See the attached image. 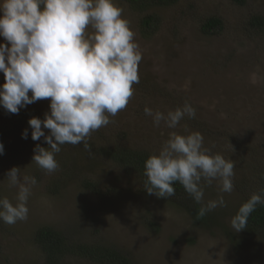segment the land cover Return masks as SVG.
Wrapping results in <instances>:
<instances>
[{"label":"rangeland","instance_id":"rangeland-1","mask_svg":"<svg viewBox=\"0 0 264 264\" xmlns=\"http://www.w3.org/2000/svg\"><path fill=\"white\" fill-rule=\"evenodd\" d=\"M116 3L131 21L143 58L140 82L127 108L99 129L106 140L158 152L170 133L198 131L204 147L235 161V179L250 174L248 165L264 155V27L253 32L248 19L264 16V0H192L183 16L176 5H152L139 13L123 1ZM148 13L152 24L148 34H141L139 21ZM197 15L218 16L222 25L204 35L193 18ZM0 43L7 44L2 37ZM39 101L50 110L48 99ZM186 101L196 116H185L175 129L163 122L154 126L144 113L145 107L167 113ZM13 139L15 133L0 154V197L16 203L18 190L6 179L12 167L34 176L37 184L28 200L27 220L13 225L0 221V264L41 263L44 249L34 234L44 225L75 243L109 242L131 264H264V230L248 235L231 227L240 201L235 188L221 193L218 180L205 185L204 202L223 195L226 206L199 221L189 209L195 202L191 196L174 195L171 201L149 194L137 172L101 156L91 158L83 146L57 153L59 168L48 174L32 161L36 145L45 144ZM85 180L94 182L98 196ZM64 262L101 264L79 254L67 255Z\"/></svg>","mask_w":264,"mask_h":264},{"label":"clouds","instance_id":"clouds-1","mask_svg":"<svg viewBox=\"0 0 264 264\" xmlns=\"http://www.w3.org/2000/svg\"><path fill=\"white\" fill-rule=\"evenodd\" d=\"M0 37L7 42L0 43L4 76L0 106L17 114L26 105L49 100L50 111L44 118L28 121L32 140L43 137L48 145H36L32 161L51 174L59 168L55 156L61 145L83 144L91 153V134L127 108L134 85L140 82L143 53L124 9L116 0H0ZM144 113L154 126L163 122L169 129H175L185 116H196L187 101L167 113L149 107ZM43 129L49 130L47 135ZM27 135L24 130L22 138ZM3 151L0 144V154ZM145 158L147 193L174 196L178 182L195 201L191 212L194 205H201V218L226 206L223 195L204 202V186L218 180L220 192L231 193L235 161L204 147L200 132H172L158 152L148 151ZM6 179L18 191L15 204L0 197V221L13 225L27 220L28 200L37 180L21 174L18 167L8 170ZM257 205H264V189L252 193L232 217L235 232L247 227Z\"/></svg>","mask_w":264,"mask_h":264},{"label":"trees","instance_id":"trees-1","mask_svg":"<svg viewBox=\"0 0 264 264\" xmlns=\"http://www.w3.org/2000/svg\"><path fill=\"white\" fill-rule=\"evenodd\" d=\"M135 8L139 13L145 12L146 8L152 5L155 6H169L176 5L178 8V15H185L186 10L191 6L192 0H120ZM237 4H242L243 0H233ZM179 4H184L183 9H179ZM177 15V14H176ZM177 15V16H178ZM198 22V30L204 35H213L215 33L214 28H220L222 25V20L218 16H207L202 17L201 15L193 16ZM152 24V15L146 14L139 21V30L141 34H148L149 26ZM248 25L252 27L253 32L260 33L264 27V16L251 14V17L248 19ZM50 110L45 109L40 104V101H36L30 105H26L24 108H21L17 114H12L7 112L2 106H0V144L3 146L7 143H4L7 139L12 137V134H16L17 139L12 140L13 142H25V143H40L45 144V147H48L46 142L41 137L40 140L34 141L31 138V127L28 124V121L32 117L44 118V114ZM191 118H188V120ZM43 128V126H42ZM24 130H27V138H22V133ZM47 135L49 130L43 129ZM17 143V144H18ZM90 145L91 153H87L91 158L95 157H104V159L109 160L112 164H118L122 168H128L137 172L136 174L141 176L143 181V186L147 177L144 175V162L146 160L147 152H144L140 148H131L123 144H110L106 140L104 133H101L100 130L93 132L88 140ZM9 144V143H8ZM94 144H96L94 146ZM68 146H74L71 144L61 145V151L65 152ZM80 148L83 144L75 145ZM83 148V147H82ZM250 166V174H244L245 176L241 179L233 178V188L237 190L240 194V201L237 207L236 213L239 207L246 202L250 195L254 192H260L264 189V155L258 156V159L254 161L253 165ZM253 175V177H252ZM83 184L86 187L90 188L91 194L93 196H98V188H96L94 182L90 180H85ZM175 195L189 194L184 190L182 185L178 182L174 185ZM166 198V197H164ZM171 201L172 198H167ZM198 205H194L191 214L193 217L199 221H204V217H198ZM150 225L155 223L149 222ZM261 230H264V205H257L255 211L251 213L248 218L247 227L245 231L248 235L257 233ZM35 243H38L42 246L44 257L42 258L41 264H67L64 262V258L67 255L79 254L82 256H88V258L101 264H131L129 259L121 253V251L112 246L111 243L107 242L104 244H98L97 242L84 244L81 242L75 243L70 241L66 236L63 238L61 235L56 234L54 229L49 226H41L37 229L34 234Z\"/></svg>","mask_w":264,"mask_h":264}]
</instances>
